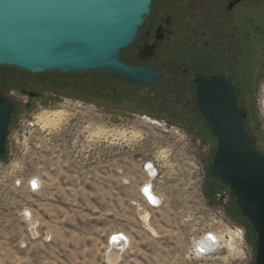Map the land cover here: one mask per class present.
Here are the masks:
<instances>
[{
    "label": "rangeland",
    "instance_id": "rangeland-1",
    "mask_svg": "<svg viewBox=\"0 0 264 264\" xmlns=\"http://www.w3.org/2000/svg\"><path fill=\"white\" fill-rule=\"evenodd\" d=\"M16 94L23 107L26 96ZM57 109L66 115L56 125L36 121ZM255 115L264 147V112ZM211 137L73 97L21 109L0 159V264H254L253 237L228 212L229 190L219 189L215 198L207 193ZM146 162L155 164V177ZM150 181L157 206L143 194ZM237 229L244 231L243 258L228 256L226 248L194 254L204 233ZM117 231L126 244L113 261L110 234Z\"/></svg>",
    "mask_w": 264,
    "mask_h": 264
},
{
    "label": "water",
    "instance_id": "water-1",
    "mask_svg": "<svg viewBox=\"0 0 264 264\" xmlns=\"http://www.w3.org/2000/svg\"><path fill=\"white\" fill-rule=\"evenodd\" d=\"M152 1L0 0V65L32 74L105 71L151 85L157 71L127 64L122 53L137 41ZM197 82V104L216 140L210 173L228 186L255 230L254 264H264V152L246 125L247 112L239 107L231 82L215 75ZM13 108L0 96L1 154Z\"/></svg>",
    "mask_w": 264,
    "mask_h": 264
},
{
    "label": "flooded vegetation",
    "instance_id": "flooded-vegetation-1",
    "mask_svg": "<svg viewBox=\"0 0 264 264\" xmlns=\"http://www.w3.org/2000/svg\"><path fill=\"white\" fill-rule=\"evenodd\" d=\"M122 54L131 66L157 71L158 80L148 85L98 71L94 103L99 107L115 115L168 112L187 119L192 128L196 126L189 115L197 114L206 125L197 104V78L209 80L215 75L233 85L239 107L247 112L249 130L258 125L255 114L263 111L264 94V0H153L137 41ZM107 76L112 79L109 92L104 84ZM36 82L19 70L9 75L0 71V96L14 104L6 151L21 109L31 111L38 100L46 104L63 97L82 99L78 93L44 91ZM134 84L141 93L135 94L138 100L131 105L123 97L134 96L127 88ZM16 93L26 96L23 107Z\"/></svg>",
    "mask_w": 264,
    "mask_h": 264
},
{
    "label": "trees",
    "instance_id": "trees-1",
    "mask_svg": "<svg viewBox=\"0 0 264 264\" xmlns=\"http://www.w3.org/2000/svg\"><path fill=\"white\" fill-rule=\"evenodd\" d=\"M16 70L28 73L32 76L33 80H37L35 84L38 86L39 89L42 90H48L55 92L56 94H73L78 93L80 94V97L84 100L95 102L96 101V73L97 72H83V73H76V72H69V73H62L60 71H46L44 73H38V74H32L24 69L18 68V67H9V66H1L0 65V71L4 75L15 74ZM7 73V74H6ZM112 79L109 78V76L106 77V82H104L105 85H107L106 90L109 92L111 90L109 84L112 82ZM130 91H133L134 96L131 97V99L123 97V99L128 102H131V105L135 104V102L138 100L135 96L137 92L141 93V90L136 87V84L132 86L127 87ZM108 94L107 92H105ZM166 104L170 105L171 99L166 98L165 99ZM46 103V102H45ZM149 115L153 117H159L163 119H167L169 122L177 123L179 122L182 125L187 126L189 129L193 130L195 133H197L200 137H202L205 140L210 141L211 140V130L207 125H201L202 119L197 115H189L192 117L193 125L196 127L192 128L191 123L187 121V119L184 118H178L177 115L169 114L168 112L165 113H150ZM254 127V126H253ZM251 133H253L257 138V145L259 149L264 152V147L261 145L259 140V135L257 133L256 127H254L252 130H250ZM7 151L4 154L0 153V159H6ZM228 189V186H226L220 179L217 177H214L211 175L208 180L207 185V193L209 196L214 197L216 196V193L219 189ZM231 201L228 205V212L235 218L236 221L246 226V230L250 233V237L252 238V244L255 247V240H256V232L253 229V227L250 225L249 221L241 214L239 211L235 197L231 194L229 190Z\"/></svg>",
    "mask_w": 264,
    "mask_h": 264
},
{
    "label": "bare ground",
    "instance_id": "bare-ground-1",
    "mask_svg": "<svg viewBox=\"0 0 264 264\" xmlns=\"http://www.w3.org/2000/svg\"><path fill=\"white\" fill-rule=\"evenodd\" d=\"M261 104L263 107L264 112V94L261 97ZM67 109V108H66ZM65 109V110H66ZM63 109L57 110H46L43 111L40 115L37 116V122L42 126L46 127L48 125H56L58 121H60L65 115L66 112ZM150 124H159V121L152 120L149 118H143ZM61 123V122H60ZM53 127V126H52ZM176 130V129H175ZM96 133H102L100 129ZM155 164L150 162L148 165V169L151 174H155L157 169H155ZM36 181V180H35ZM38 181V180H37ZM31 184V183H30ZM38 184V182H37ZM152 183L146 182L142 188L146 193V198L149 201H152L155 206H157L160 202V197L155 193L153 187L151 186ZM151 187V188H150ZM244 231L235 232L233 230H229L224 234H218L217 232L209 231L201 235L198 239L194 242V252L197 256H206L214 253L218 249L226 248L228 252V256H233L237 258H243L244 255ZM209 233V234H208ZM113 236V242L111 244V252L109 254L110 260H117L119 257V253L124 248L125 242V234L121 231L113 232L110 236ZM125 239V240H124Z\"/></svg>",
    "mask_w": 264,
    "mask_h": 264
},
{
    "label": "built area",
    "instance_id": "built-area-1",
    "mask_svg": "<svg viewBox=\"0 0 264 264\" xmlns=\"http://www.w3.org/2000/svg\"><path fill=\"white\" fill-rule=\"evenodd\" d=\"M150 164V162H146L145 163V166H144V168H145V170L147 171V173H148V175H149V177L150 178H153V177H155L156 175H157V171H156V173L155 174H151V172L149 171V169H148V165ZM155 169H157V168H155ZM31 186H32V188L33 189H36L37 187H38V184H37V181H33L32 182V184H31ZM152 186V185H151ZM153 187V186H152ZM151 188V187H150ZM143 194H144V196L146 197V193L144 192V190H143ZM149 201V200H148ZM151 204H154L152 201H149ZM239 232L241 231L240 229H237ZM209 234V233H208ZM193 252H194V249H193ZM194 254H195V252H194ZM196 255V254H195Z\"/></svg>",
    "mask_w": 264,
    "mask_h": 264
}]
</instances>
